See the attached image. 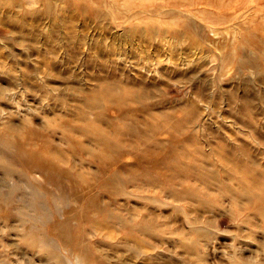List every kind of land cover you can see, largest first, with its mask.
<instances>
[{
  "label": "rangeland",
  "instance_id": "obj_1",
  "mask_svg": "<svg viewBox=\"0 0 264 264\" xmlns=\"http://www.w3.org/2000/svg\"><path fill=\"white\" fill-rule=\"evenodd\" d=\"M206 1L174 9L160 0L143 6L137 0H0V264H77L76 253L60 246L49 229L70 215L79 216V207L67 200L51 201L47 189L59 194L54 185L59 179L52 185L33 172L1 135L8 130L16 139L34 130L68 155L61 130H52L49 123L80 122L76 112L92 109L85 108L91 105L86 92L117 79L125 89L147 91L124 101L130 115L142 121L149 117L161 126L145 140L160 154L154 160L119 157L127 172L129 166L136 171L135 177L128 174L130 194L139 191L129 201L119 196L107 208L121 209L134 220L130 250L122 234L110 242L85 225L90 246L119 259L110 264H196L176 233L191 234L186 222L197 208L209 240L192 237L197 246L205 243L198 251L205 264H232L234 253H241L247 264H264V0ZM103 114L123 126L117 109L108 105ZM129 136L131 143V131ZM85 156L73 159L82 170L97 171ZM173 176L202 196L216 194L225 209L203 207L202 196L200 202L177 196L173 190L179 186L171 188L166 181ZM241 189L248 197L241 198ZM232 200L243 203L238 214H233ZM147 220L158 229L135 231L136 224Z\"/></svg>",
  "mask_w": 264,
  "mask_h": 264
},
{
  "label": "bare ground",
  "instance_id": "obj_2",
  "mask_svg": "<svg viewBox=\"0 0 264 264\" xmlns=\"http://www.w3.org/2000/svg\"><path fill=\"white\" fill-rule=\"evenodd\" d=\"M156 1L157 0H140L138 2V0H137L138 6H143V5H147V4L151 5ZM197 1L196 0H160V2H163L166 5L173 6V8L174 7H180V6H185V7L192 6V5L198 4L199 2H197ZM213 2H216V0H214ZM206 3H207V5L211 4L210 1H208V0L206 1ZM101 4H103V3H101ZM213 5H214V3L212 4V7H213ZM258 9H260V8H258ZM185 13H187V12L185 11ZM162 14H163V12H162ZM110 15H112V14H110ZM169 16H171V15H169ZM126 18H128V17L126 16ZM153 18H154V16H153ZM163 18H165V17H163ZM262 32H264V31H262ZM116 35H117V33H116ZM121 41H122V39H121ZM242 45H243V43H242ZM143 50H145V49H143ZM146 51H144V52H146ZM148 54H146V55L148 56ZM116 58H118V57H116ZM118 60L120 61L121 59H118ZM135 82H136V80H135ZM137 94L144 95V94H147V91H143V89H140V90L139 89L134 90L131 88L125 89L124 86L121 85L120 79H117L115 81H110V82H104L103 85H100L99 87L93 89L92 92H86V96L84 99L87 102H90L91 105L85 106V108L90 107L92 109H90L91 110L90 112H88V110L87 111L80 110V111L76 112V116L78 117L80 122H73L71 120H65V119H62L61 122H58V123L53 122V121L50 122L49 126L52 128V130H54V131L61 130L63 140H64L63 143H65V145H66L68 155H64V153L62 152V148L59 147L58 145H54L53 143H51L49 138H46V137L36 133L34 130H31L29 135H22V134L18 135L16 139L12 138V136L10 135L11 133L8 130H6L1 135V138H2L4 145L6 144V146H9V148H11V150H13V152L20 158V160L22 162L26 163L33 172H38L41 175H44L46 180H49V183H51L52 185L55 183L53 181V179H57V180L59 179L57 182H60L61 184L60 183L54 184L55 188L57 187L56 190L58 189L60 191L59 194L56 195L55 193H53L52 191H50L46 188L47 191H49L48 195L52 199L51 201H54V203H55L56 199L62 200L63 202H64V200H67V202L69 203L70 206H78L79 207V213H78L79 216L70 215L69 217L62 219L59 222H54V224L49 229V231L52 233V235H54L57 238L60 246H63L65 248L68 247V250H70V252L76 253L75 260H76L77 264H110V262H112V261L116 262L119 260L115 256L114 257L107 256L106 255L107 253H105V251H104V253H102L101 249H98L97 247L94 248V247L90 246V243L88 241V236H90V234H88L86 236L84 233L85 225H91V228L93 230V235H95V234L97 235V232H99V233L103 232L102 235L105 236L106 238H108V240L110 242L115 241L116 237H119L122 234L123 235L122 238L125 240L126 248L130 250V243H129L130 242V224H132V221H134V220L130 219L129 216L123 215V213L121 212L122 211L121 209L113 210V209L107 208L113 204L118 203L119 196H123L126 201H129L130 195H134V194H136V192L139 191L138 187H137L134 190H132V191H134V194H130L131 192L128 189L130 177L131 178L135 177L136 171H135V169L130 170V166H129V168H128L129 172H127V170L125 168H123L124 164L120 163L119 157H121L123 154H125V155L134 154V156L137 158L139 157L141 159H151V158L153 159L154 155L157 156V154H160V152L158 150L157 151L151 150L150 147L152 144L150 143L151 145L150 144L148 145V143H146L145 140L147 138H149L150 136H153L152 134L155 133L154 131H158L159 129H161V126L155 123L156 120L151 121L149 119V117L148 118L144 117L145 121H142L141 118H138L137 116L134 117L133 114L130 115L129 104H125L126 102L124 101V99L127 100L131 96L134 98V96H136ZM125 96H127V97L129 96V97L124 98ZM108 105L110 107L117 109L118 115L120 114L119 118L121 119V120H119V119L118 120L123 123V126H120L117 123L112 122L110 120L104 119V117H103L104 107H106ZM138 109H139V107H138ZM186 111H187V109H186ZM191 111H192V109H191ZM123 112H125V114H122ZM126 112H128L129 114H127ZM196 112H198V111H196ZM90 113H92V114L94 113V116L90 117L88 115ZM145 113L146 112H144V114ZM160 113H162V112H160ZM189 113H190V111H189ZM153 114L155 116H157V114H155L154 112H153ZM162 116H164L163 113H162ZM193 118H195V117H193ZM195 119H197V118H195ZM162 120L163 119H161V121ZM165 120L167 121V119H165ZM163 122H165V121H163ZM181 122H182V120H181ZM157 123H158V121H157ZM178 123H180V122H178ZM182 125H183V122H182ZM170 126H172V125H170ZM174 127H175V125H174ZM185 128H186V126H185ZM124 129H126L127 131H124ZM130 131H131V137H132L131 143H130V136L128 137V135H130ZM182 131H183V129H182ZM76 133H78V136ZM152 138H154V137H152ZM252 138H254V137H252ZM133 139H134V141H133ZM126 140H128V141H126ZM155 140H157V139H155ZM190 140H191V138H190ZM85 141L87 142L86 145L84 144ZM151 141H152V139L150 138V142ZM158 141H160V140H158ZM184 141H185V139H184ZM142 144H143V150L141 151V150H139V148H142ZM156 144H157V142H156ZM177 144H179V143H177ZM164 146H166V145H164ZM219 148H221V146ZM159 150H161V149L159 148ZM223 150H224V148H223ZM135 151H138L139 154H135L136 153ZM151 154H153V155H151ZM80 155H84V156L86 155L85 157L87 160H89L90 162H95V165L97 168L96 170L99 172L82 170V168H81L82 165H79L73 159L76 157L80 158ZM222 155H223V153H222ZM196 159L198 160V157ZM226 159H227V157H226ZM81 160H84V159H81ZM227 160L229 162V159H227ZM70 161H72V164H70ZM218 161H221V160L218 159ZM224 161H223L222 166H224ZM194 162H195V160H194ZM228 162H227V164H228ZM253 164H254V162H253ZM233 165H235V164H233ZM111 166L116 167L114 172H110ZM224 167H226V165ZM226 169H228V168L226 167ZM230 169L233 170V168H231V167H230ZM231 170H229L228 173ZM130 171L132 172V174H130ZM223 171H224V169H223ZM162 172H164V171H162ZM225 172H227V170H225ZM231 172H233V171H231ZM128 174H130V177L128 176ZM160 174H162V173H160ZM235 174H236V172H235ZM164 176L166 177V175H164ZM240 179H239V181H241ZM166 181H167V184H169L171 188L172 187L175 188L176 186H179V188L177 189L178 192H176L175 189L173 190V192L177 196H178V194L181 196L188 195L190 198H192L194 200H196L198 198L199 199L198 202H200V197L202 196V194H201V192L198 191V189L194 188L192 185L190 186L188 184L177 183V177H175V176L167 178ZM125 182H127L128 184H125ZM244 182H245V180H244ZM201 183L202 184H199V185L202 186V188H205L207 191L209 186L203 182H201ZM242 183H243V181H242ZM66 184L68 186H66ZM115 184H120L122 186V189H120V190L115 189L114 188ZM174 184H177V185H174ZM251 184H252V182H251ZM257 184L258 183H256V186H257ZM63 185H65L67 187V189H64L65 186H63ZM252 186H254V185H252ZM221 188H223V187H221ZM248 188H250V187L248 186ZM68 189H69V191H68ZM234 191H236V190H234ZM239 191L241 192V194H243L241 196V198L242 197L243 198L248 197V196H246V194H247L246 189H241ZM67 192H68V194H67ZM103 196L107 197V199L103 200ZM217 196L221 197L223 195L218 194ZM202 197H203L202 199H204V200L201 203L202 204L204 203L207 208H209V209L215 208L216 210L225 209V206L220 201V199H218L216 197V194L208 192V193L203 194ZM190 202H192V201L190 200ZM244 203H248V202H244ZM204 204H203V207H204ZM231 204L234 207L233 214H238L236 212L241 209L240 207H241V204H243V203L237 204V201L235 203V201L232 200ZM192 206H194V205H192ZM256 209L253 210L254 215L258 211ZM199 210L200 209H197V208L193 209V211H194L193 216L188 220V222H186V224L188 226L189 233H191V234H187V231L185 232L181 229L179 232L176 233L177 234L176 236H179L178 237L179 242L182 243V245L186 246V248L189 249L188 251L192 253L191 254L192 256H190V261L194 260L196 262V264H205L206 262H205L204 257L199 255L198 251L201 248L200 245L203 246L205 243H207V241L209 240V235L206 233L208 231L207 227H205L203 225L201 226L200 218L202 217V213ZM223 211H225V210H223ZM214 212H215V210H214ZM231 212L232 211H230L229 213L231 214ZM75 219H77V220H75ZM209 220H208V222L210 223V221H212V220H210V221ZM71 221H75L76 226L72 225ZM147 221L148 222L144 223V224L143 223L136 224L137 229L135 228V231L143 232L145 234V233H152L158 229V227H156V225L153 224L152 220L151 221L147 220ZM114 223H117L120 228L119 229L115 228ZM165 225H167V224H165ZM248 225H250V223ZM258 225L259 224H257L256 226L258 227ZM106 226H108V229L105 228ZM110 227H111V229H109ZM261 227H263V226H261ZM251 228L248 227V229H251ZM255 229H256V227H255ZM263 229H264V227H263ZM253 231H255V230H253ZM255 233L257 234V232H255ZM263 233H264V231H263ZM192 234H194V235L196 234V236H197L196 238H198V239H200L201 236L202 237L207 236L206 237L207 240L204 244H200L199 246H197L198 242H197V244L195 243L196 238L194 239V237H192ZM256 234L254 235V237L256 236ZM163 235H165V234H163ZM174 236H175V234H174ZM167 237H168V235H167ZM258 244H259V242H258ZM260 245L261 244H259L258 246H260ZM184 251H186V250H184ZM94 252L97 253L98 255L95 256ZM240 254L239 253L233 254V259L231 261L232 264H247L246 262H244L242 255L240 257ZM189 264H190V262H189Z\"/></svg>",
  "mask_w": 264,
  "mask_h": 264
}]
</instances>
